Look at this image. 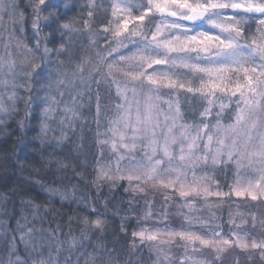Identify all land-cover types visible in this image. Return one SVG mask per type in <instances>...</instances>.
Returning <instances> with one entry per match:
<instances>
[{"label": "clouds", "instance_id": "9594fccd", "mask_svg": "<svg viewBox=\"0 0 264 264\" xmlns=\"http://www.w3.org/2000/svg\"><path fill=\"white\" fill-rule=\"evenodd\" d=\"M0 264H264V0H0Z\"/></svg>", "mask_w": 264, "mask_h": 264}]
</instances>
